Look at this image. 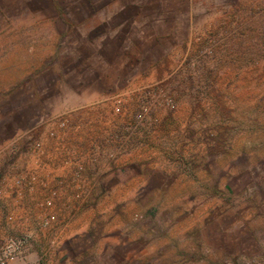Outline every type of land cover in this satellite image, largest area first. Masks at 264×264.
Instances as JSON below:
<instances>
[{
    "label": "rangeland",
    "instance_id": "1",
    "mask_svg": "<svg viewBox=\"0 0 264 264\" xmlns=\"http://www.w3.org/2000/svg\"><path fill=\"white\" fill-rule=\"evenodd\" d=\"M115 59H157L166 76L149 83L178 103L165 132L185 133L175 160L216 171L219 204L213 217L179 208L185 234L156 236L148 255L62 254L60 264H264V0H0V100L35 81L48 94L88 82L105 94L94 103L109 104Z\"/></svg>",
    "mask_w": 264,
    "mask_h": 264
},
{
    "label": "built area",
    "instance_id": "2",
    "mask_svg": "<svg viewBox=\"0 0 264 264\" xmlns=\"http://www.w3.org/2000/svg\"><path fill=\"white\" fill-rule=\"evenodd\" d=\"M109 101L42 115L0 149V264H60L88 171L103 164L125 173L155 137L160 114L178 111L175 93L158 83L126 87Z\"/></svg>",
    "mask_w": 264,
    "mask_h": 264
},
{
    "label": "crops",
    "instance_id": "3",
    "mask_svg": "<svg viewBox=\"0 0 264 264\" xmlns=\"http://www.w3.org/2000/svg\"><path fill=\"white\" fill-rule=\"evenodd\" d=\"M156 60H109V65L115 67L113 75L106 80L115 86L113 93L165 78L166 73ZM168 62L170 67L175 64L174 59H168ZM99 70L103 71V68L99 67ZM77 73H73L76 80L94 79L91 75ZM103 73L104 76L105 69ZM86 83L75 84L70 90L61 89L60 94H48L45 81H35L26 84L25 94L19 100H0V149L32 127L42 115L73 110L99 101L100 96L105 95L100 87L95 89ZM40 93L46 94L44 101ZM165 114H160L159 127L149 146L132 158L125 173L114 175L103 164L88 171L91 181L85 191L87 195L76 203L79 210L60 239L63 254L70 255L73 260L91 254L106 255L107 250L117 255H148L154 252L156 236L170 240L185 234L180 226L187 224L181 222L184 220L183 209L199 206L210 209L204 215L213 217L212 209L219 204L213 194L218 190V173L179 168H182V160H175L179 150L175 152L174 145L181 149L185 133L173 128L172 132H165L164 127L169 123L163 118ZM185 155L184 151L181 158ZM169 223L177 226L168 231ZM181 240L183 238L179 237V242ZM56 264H59L58 258Z\"/></svg>",
    "mask_w": 264,
    "mask_h": 264
}]
</instances>
